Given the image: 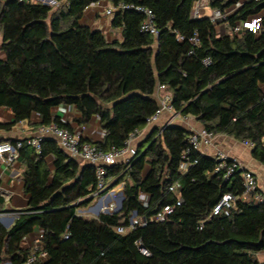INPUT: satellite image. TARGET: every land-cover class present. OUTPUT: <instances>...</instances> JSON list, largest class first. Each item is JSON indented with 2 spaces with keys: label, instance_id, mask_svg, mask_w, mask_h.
<instances>
[{
  "label": "trees",
  "instance_id": "trees-1",
  "mask_svg": "<svg viewBox=\"0 0 264 264\" xmlns=\"http://www.w3.org/2000/svg\"><path fill=\"white\" fill-rule=\"evenodd\" d=\"M54 1L61 6L0 0V108L14 117L0 123V130L37 115L39 126L71 131L51 116L53 108L70 105L80 114L78 124L97 117L105 132L101 142L81 141L103 151L120 148L134 129L146 127L158 107L156 87L164 85L175 114L214 135L251 142V157L264 167V33L218 35L207 17H192L198 0ZM102 1L116 8L110 26L120 30V38L112 43L81 24L86 9ZM239 1L209 0L208 7L224 12ZM135 8L152 12L156 38L140 32L144 15ZM262 10L264 0H244L226 24ZM194 36L197 47L190 42ZM188 134L173 124L153 129L129 164L110 166L106 178L114 187L124 183L122 207L94 219L76 213L96 191L94 167L69 158L50 138L40 143L39 153L29 139L1 141L22 143L17 160L28 203L9 228L0 224V264L26 262L31 251L22 242L35 228L47 253L39 264H259L254 255L264 253V202H244L240 171L226 183L212 174L217 160L196 150L187 155L195 163L180 172ZM176 184L178 206L169 190ZM225 193L237 198L235 208L210 217ZM165 206L174 207L169 220L152 221ZM2 208L0 197V213ZM133 213L147 224L129 230ZM118 227L125 231L118 233Z\"/></svg>",
  "mask_w": 264,
  "mask_h": 264
},
{
  "label": "built area",
  "instance_id": "built-area-1",
  "mask_svg": "<svg viewBox=\"0 0 264 264\" xmlns=\"http://www.w3.org/2000/svg\"><path fill=\"white\" fill-rule=\"evenodd\" d=\"M33 1V0H30ZM36 1V0H35ZM263 1V0H255ZM36 2L47 4L49 6L50 2L57 3L54 0H37ZM209 0H198L192 8L191 15L194 19L204 17V10L208 7ZM244 0H240L235 3L231 8L227 9L224 12L219 10H211L210 15L207 17L209 21L216 27L218 35V30L225 33L229 31L233 36H241L242 34L248 32L254 35H260L264 33V10L258 14L253 15L252 17L236 22L232 27H228L226 24V19L237 10ZM51 4V3H50ZM61 6V3H57ZM121 9H133V6L130 5H120ZM116 8L110 6L105 10V16L112 18ZM136 11L141 12L144 15V20L140 25V32L148 34L154 38L158 36V31L154 24V16L152 12L148 9L135 8ZM184 39L182 36L177 35V41L182 42ZM194 47L198 46V38L194 36L191 41ZM193 51L189 52V55H192ZM202 65L206 66L209 64V60L205 59L201 62ZM154 98L158 103V107L155 113L146 120V126L153 125L163 113L175 114L172 106L171 96L166 91L164 85H158L154 94ZM175 119V118H173ZM144 132L143 129H134L126 138L124 144L120 148H113L109 151H103L98 149L96 146L89 142L81 141V135L76 132H71L66 129L57 127L54 124L40 126L38 134L36 137L31 138L27 141L29 145L34 147L36 152H40V143L46 139L50 138L55 141L57 146L71 159H75L79 162L87 164L94 167L95 169V178H96V191L91 197H101L105 198L108 202L114 195L117 193V190L112 185L107 177V170L110 166L117 163L129 164L132 158L136 155L137 147H135V142ZM215 138V135L212 132L200 129L199 131L189 132L187 136V148L183 152L182 161L179 164V171L184 173L190 165H193L195 162L190 161L187 157L188 153L191 150H199L201 145L210 146ZM241 144L251 150L253 144L248 141H242ZM22 147V143L17 141L16 143L10 142H0V179L2 176V170L11 167L18 159L19 149ZM217 163L212 171V174H220L224 182L228 183L235 171H240L241 181L243 186V193L240 197L244 202L260 204L264 202V195L260 192L258 178L249 169H242L239 161L236 159H231L228 156L218 153L215 157ZM113 186L112 188H110ZM124 183L121 185L120 189H123ZM110 188V189H108ZM179 185H173L169 188L170 192L176 195V206L181 204V198L177 192ZM108 189V190H107ZM123 193V190L119 192ZM8 193L0 187V197L7 196ZM10 196V195H9ZM236 197L230 193L223 194L218 202L214 205L211 210L210 217L219 216V215H228L232 209L235 208ZM147 198H143V204H145ZM100 205V204H99ZM98 204L95 207H90L89 209H97ZM100 208L101 205H100ZM99 208V209H100ZM174 207L165 206L160 211H158L153 217L152 221L157 223H164L169 220V216L172 214ZM113 210V205H110L108 209ZM133 213L129 218V230L134 229L136 226H145L147 221L143 218H139L136 214ZM18 215V214H17ZM0 219L2 215L0 214ZM125 229L123 227H118L117 232L123 233ZM43 233L40 231L37 235L38 243L34 246L31 254L27 258L24 264H39L47 259V253L43 249L42 245ZM64 238H67L65 236Z\"/></svg>",
  "mask_w": 264,
  "mask_h": 264
},
{
  "label": "crops",
  "instance_id": "crops-1",
  "mask_svg": "<svg viewBox=\"0 0 264 264\" xmlns=\"http://www.w3.org/2000/svg\"><path fill=\"white\" fill-rule=\"evenodd\" d=\"M37 1V0H36ZM110 7L108 2L102 1L97 4L91 5L83 14L81 24L93 30H99L104 35L108 43H112L120 38V30L113 29L110 26L111 18L105 16V10ZM207 7L204 10V17H208ZM208 15V16H207ZM1 38V37H0ZM1 42V41H0ZM0 58H4V54L0 51ZM51 116L59 117L60 120L69 125V129L73 132L79 133L81 137L91 143L101 142L105 136V132L100 126L97 117H93L86 124H78L77 119L80 118L79 112L74 106L60 105L51 110ZM175 118V119H173ZM14 120L13 114L5 108H0V123L10 124ZM39 118L33 115L29 122H20L12 127L10 131L0 130V142L9 140H25L36 137L40 126ZM168 124L179 125L188 132L199 131L200 124L195 122L192 118L180 117L177 114L163 113L158 121L144 131L142 135L135 142V147H139L144 141L146 136L152 129H162ZM198 152L202 155L215 157L218 153H222L231 159L239 161L242 169H249L258 178L260 192L264 195V167L255 162L251 157V151L244 147L241 142L235 141L224 135H215V138L210 146L201 145ZM53 159L51 156L46 157V163L50 170L53 169ZM79 162V161H78ZM82 165L84 163L80 162ZM87 165V164H85ZM23 166L17 160L11 167L2 170L0 179V187L4 189L7 196L1 197L3 201V211L0 213L2 219L0 224L9 228L14 219L17 217V212L26 208L28 203V196L23 192L22 172ZM10 195V196H9ZM96 208H100V205ZM102 209V208H100ZM41 230L35 228L33 232L23 239V248L29 249L31 252L34 246L38 243L37 235ZM254 258L259 264H264V253L260 252L254 255ZM6 264H10L7 262Z\"/></svg>",
  "mask_w": 264,
  "mask_h": 264
},
{
  "label": "rangeland",
  "instance_id": "rangeland-1",
  "mask_svg": "<svg viewBox=\"0 0 264 264\" xmlns=\"http://www.w3.org/2000/svg\"><path fill=\"white\" fill-rule=\"evenodd\" d=\"M33 2H36L35 0H33ZM51 3V4H50ZM49 3V6L52 7L53 9H56L58 7H60L59 4L57 3H53V2H50ZM207 14L210 15V10L207 9ZM207 15V16H208ZM218 33H221L223 34V32H221L220 30H218ZM1 37V35H0ZM0 41H1V38H0ZM147 129H149V126H146L144 128V131H147ZM123 183H121L120 185H118L115 189L117 190V193L114 195L113 198H111V200L108 202L107 200H105V198L101 199V197H93V200L91 201V203H89L87 206H84V207H79V209L77 210V215L83 217V218H86V219H94L96 218V214L94 213L93 209L90 210L89 208L90 207H95L97 204L101 205L102 209H101V214H113L115 212V210L118 208L119 206V192H121L123 189L121 187ZM113 205V210L110 211L108 210L110 208V205ZM7 262H4L3 264H6Z\"/></svg>",
  "mask_w": 264,
  "mask_h": 264
},
{
  "label": "water",
  "instance_id": "water-1",
  "mask_svg": "<svg viewBox=\"0 0 264 264\" xmlns=\"http://www.w3.org/2000/svg\"><path fill=\"white\" fill-rule=\"evenodd\" d=\"M43 5H47V4H43ZM116 104H117V103L113 104V106H115ZM176 126L181 127V126H179V125H176ZM154 129H156V128H154ZM152 131H153V129H152ZM112 187H113V186H111L110 188H112ZM110 188H108V189H110ZM108 189H107V190H108ZM92 200H93V197H90L89 199L85 200L84 203H86V204L91 203ZM123 200H124V195H123V193H120V195H119V206H118V208L115 210L114 213H117V212H119V211L121 210ZM80 204H81V202H80V203H77V204H75V205H73V206H74V207H77V206H79ZM93 211H94V213L96 214V218L101 214L99 208H98V209H93ZM134 215H135V214H134ZM141 251H142L143 253L146 254V251H145L144 249H141Z\"/></svg>",
  "mask_w": 264,
  "mask_h": 264
},
{
  "label": "bare ground",
  "instance_id": "bare-ground-1",
  "mask_svg": "<svg viewBox=\"0 0 264 264\" xmlns=\"http://www.w3.org/2000/svg\"><path fill=\"white\" fill-rule=\"evenodd\" d=\"M98 209V208H97ZM103 210V209H102ZM100 211H101V209H100Z\"/></svg>",
  "mask_w": 264,
  "mask_h": 264
}]
</instances>
